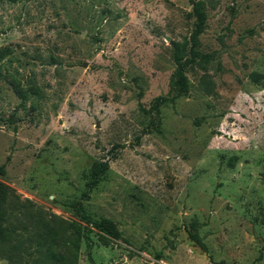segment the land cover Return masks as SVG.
<instances>
[{
	"label": "rangeland",
	"instance_id": "obj_1",
	"mask_svg": "<svg viewBox=\"0 0 264 264\" xmlns=\"http://www.w3.org/2000/svg\"><path fill=\"white\" fill-rule=\"evenodd\" d=\"M195 1L207 61L186 67L178 96L189 0H0V182L25 246L15 264H42L29 254L40 234L69 241L73 224L85 237L72 253L54 247L61 264H264V0ZM102 218L120 239L89 223Z\"/></svg>",
	"mask_w": 264,
	"mask_h": 264
},
{
	"label": "trees",
	"instance_id": "obj_2",
	"mask_svg": "<svg viewBox=\"0 0 264 264\" xmlns=\"http://www.w3.org/2000/svg\"><path fill=\"white\" fill-rule=\"evenodd\" d=\"M10 2H15L16 0H7ZM192 5V15L196 18L195 29L192 34V47H191V58L185 59L183 50L179 48L175 49L174 52V60L176 63V70L171 79V85L173 89L177 92V95H182L188 91V78L186 75V67L192 63H195V59H200L204 62L207 61V56H201L198 50L195 48L198 46L199 36L204 32L207 16L203 8V4L200 1L189 0ZM252 81H257L258 74L252 73L250 75ZM18 96L25 100L24 96L19 93ZM161 99H158V101ZM107 169V165L102 164L98 168L93 171V180L91 182V186H94L100 180L102 174L105 173ZM0 174H5L4 166L0 167ZM13 195V191L6 186L3 182H0V253H4L6 257L12 262V264L17 263V259H20L19 254H22L25 251V246L22 244L23 241L19 239L20 234L15 233V231L8 227V217H7V204ZM82 214V218L88 219L85 214L83 208H80ZM88 221V220H87ZM92 226L103 233L105 236L111 239H120L121 234L116 228L115 224L106 218H102L99 220L89 221ZM74 238L66 241L62 239L63 233H55L51 230V228H47L43 234H40L41 238H43V242H37L34 251L29 252V254H38L39 261L44 264H61L59 257L56 255L54 251V247L61 245L64 249H69L68 244L75 241L77 248L79 247V242L82 237H85L84 231L75 224L72 225ZM192 240L203 250L207 251L205 244L202 239L197 235H191ZM65 240V241H62ZM31 241V240H30ZM72 253V250L69 249ZM39 263V262H38ZM42 263V264H43Z\"/></svg>",
	"mask_w": 264,
	"mask_h": 264
}]
</instances>
